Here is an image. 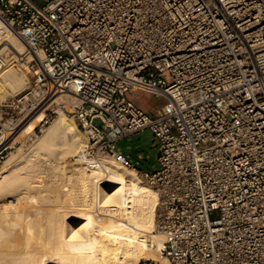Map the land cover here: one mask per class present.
Here are the masks:
<instances>
[{
	"label": "built area",
	"instance_id": "1",
	"mask_svg": "<svg viewBox=\"0 0 264 264\" xmlns=\"http://www.w3.org/2000/svg\"><path fill=\"white\" fill-rule=\"evenodd\" d=\"M0 22L41 55L1 108L58 94L45 110L75 121L87 157L156 192L168 264H264V0H0ZM146 91L165 100L154 113L137 101ZM144 130L158 148L149 171L116 148Z\"/></svg>",
	"mask_w": 264,
	"mask_h": 264
},
{
	"label": "bare ground",
	"instance_id": "2",
	"mask_svg": "<svg viewBox=\"0 0 264 264\" xmlns=\"http://www.w3.org/2000/svg\"><path fill=\"white\" fill-rule=\"evenodd\" d=\"M7 50L24 66L41 57L29 55L0 22V57ZM2 65L5 68V60L0 59L1 93L13 90L15 81L20 84L24 80L23 74L13 75ZM53 103H61L58 94L43 100L41 112L24 124L25 134L33 132L35 121H43L42 112ZM45 129L28 153L12 161L10 157L0 170V264H136L138 259L157 260L163 239L155 234L158 197L154 189L120 161L88 158V141L64 112ZM11 147L12 143L6 149ZM64 157L74 159L72 167L61 162ZM43 177L51 185L46 195L40 194L46 191L42 180L40 183ZM71 187L76 189L75 199L74 194L69 198ZM14 197L17 199L12 200ZM32 199L31 206H26ZM10 214L15 218L10 217L8 226L16 228L12 242L6 241L11 229L3 222ZM7 242L10 248H6Z\"/></svg>",
	"mask_w": 264,
	"mask_h": 264
},
{
	"label": "rangeland",
	"instance_id": "3",
	"mask_svg": "<svg viewBox=\"0 0 264 264\" xmlns=\"http://www.w3.org/2000/svg\"><path fill=\"white\" fill-rule=\"evenodd\" d=\"M0 58L5 60V65H6L5 68H4V65H2L1 68L10 69L11 72L13 73V75H20V76H22V74L24 75V76H22L24 78V80L21 81L20 84L17 81L14 82L16 84L17 88L15 87L13 90H11V88L10 89L7 88L4 91L2 90V93L0 92V119H1V123L3 125V132H4V137L2 138V142L0 144V149H4V152H3L4 158L0 161V170H1L2 167H4L3 165L6 164V161L9 160L10 157H12V158H10V160L11 159L14 160L18 156L28 153L31 149L30 147H32L33 144L34 145L37 144L41 140V136L43 137V134L46 132V130H48L45 128H49L51 126L52 122L59 115V112H64V110L61 107H59V105H58V107L53 108L52 112L50 110H44L42 112V115L44 117V120H46V123L44 121H42V122L35 121L34 122L35 126L33 129V132L25 134L23 132V128L25 127L24 124L27 121H29L30 119L32 120L33 118H31V116L36 112H41L42 109H36L34 111L29 112L30 107H24V105L20 104L17 108H13L11 111H8V113H7L1 107L3 104L8 103V102L12 101L13 99L20 97L25 91H27V89H29L32 86L34 62L28 61L25 63V66L20 65L17 58H15L14 55L11 53V51H8V50L5 51L3 53V56H1ZM26 72H28L27 75H26ZM137 101H139L140 104L142 105V107L144 106V108L151 113H154L158 109H160L161 106L165 102L163 97L156 96L154 93L147 92V91L146 92H138ZM57 109H59L60 111L57 112ZM27 112H28V114H26ZM67 118H69L70 120L73 121V119H71L70 116H67ZM78 130H79L80 135L83 138H86V140H87L86 134L83 133L79 128H78ZM7 143H9V144L12 143V147L10 149H6V146L9 145ZM155 144H156V142L153 141L152 134L149 131L144 130V131H140L138 133H135L134 135H131V136H128V137L121 139L119 142H117L116 148L117 149L119 148L121 153L125 156L128 153V150L126 149L128 147L130 149V152L134 153V163L138 162V165L136 167L140 170L149 171V170H152L153 168L157 167L158 148L155 146ZM139 156H141L142 159H138ZM13 157H15V158H13ZM101 158L105 159L107 161L114 160V159L109 158V157H101ZM63 159H64V161H61V162H63L67 167L70 168L73 166V163H74L73 158L64 157ZM63 159H61V160H63ZM125 168L127 170L128 169L132 170L131 167L125 166ZM41 175L45 176L44 174H41ZM137 175H138V177H140V180H142L143 182H145L146 184L149 185V183L147 181H145L140 176V174L137 173ZM46 178L47 177L40 178V183L43 181L41 185H44V189L46 190V191H44V193H42L43 192V190H42V192L40 193L42 195H46L45 193H48V191L51 189V185L49 186L50 183H47ZM73 188L75 189V187H73ZM70 191H72V192H71V195H69V198H71L72 194H74L72 198L75 199V197L77 196L76 189L73 190L71 187ZM37 192H39V190ZM37 194L38 193H36L35 197L37 196ZM16 199L17 198H15V197L12 198V200H16ZM31 201L34 202L35 199L27 201L26 203H28V204H26V206H28L29 204L31 206ZM9 205H12V203H9ZM12 215L13 214H10L7 217V219L5 221H3L4 226L7 227L8 224L10 222H12V219L15 218V217L12 218L11 217ZM6 221H7V224H6ZM7 229H11V227L8 226ZM15 230H16V228H15ZM15 230H12V229L10 230V232H9L10 235H8L6 237L7 238L6 241L12 242V240L15 239V237H16V231ZM155 234H158V233L155 231ZM8 242L5 245V246H7L6 248H10L8 245L9 244ZM162 261H163V259L160 258V255H158L157 260L138 259V261H136V264H163ZM49 264H51V263H49Z\"/></svg>",
	"mask_w": 264,
	"mask_h": 264
},
{
	"label": "crops",
	"instance_id": "4",
	"mask_svg": "<svg viewBox=\"0 0 264 264\" xmlns=\"http://www.w3.org/2000/svg\"><path fill=\"white\" fill-rule=\"evenodd\" d=\"M139 102V101H138ZM140 103V102H139ZM142 106V105H141ZM143 109H145L144 108V106L142 107ZM146 110V109H145ZM146 111H148V110H146ZM149 112V111H148ZM127 150H128V153L124 156L122 153H121V151L119 150V148L117 149L118 150V152L126 159V160H128L130 163H131V165L133 166V167H135V168H137L136 166L138 165V162H135L134 163V153H131L130 152V149L127 147L126 148ZM140 158H142L141 156H139V158L138 159H140ZM141 171H144V170H141Z\"/></svg>",
	"mask_w": 264,
	"mask_h": 264
}]
</instances>
